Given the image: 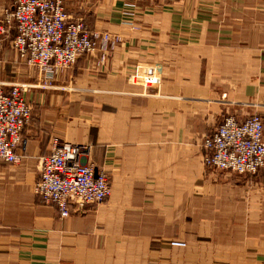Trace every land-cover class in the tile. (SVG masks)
Here are the masks:
<instances>
[{
	"label": "crops",
	"instance_id": "crops-1",
	"mask_svg": "<svg viewBox=\"0 0 264 264\" xmlns=\"http://www.w3.org/2000/svg\"><path fill=\"white\" fill-rule=\"evenodd\" d=\"M62 2L121 40L24 93L20 160L0 161V264H264V167L236 175L202 162L224 115L257 111L264 124V0ZM12 5L0 0V17ZM9 45L0 81L31 84L36 68ZM139 62L160 66L158 94L128 81ZM53 137L90 144L86 161L111 187L96 209L61 219L35 195Z\"/></svg>",
	"mask_w": 264,
	"mask_h": 264
},
{
	"label": "built area",
	"instance_id": "built-area-1",
	"mask_svg": "<svg viewBox=\"0 0 264 264\" xmlns=\"http://www.w3.org/2000/svg\"><path fill=\"white\" fill-rule=\"evenodd\" d=\"M5 39L10 40L11 48L23 62L36 68L33 87L45 88L59 70L73 66L81 55L97 47L105 49L115 44L119 36L90 31L82 20H72L62 0H13L0 17V45ZM158 69L152 64H138L128 80L143 89H158ZM31 87L0 81V161L4 163L16 164L20 160L17 148L21 131L31 116V105L24 93ZM203 148L208 166L238 174L256 173L264 165L260 116L253 114L244 120L225 117L205 138ZM89 151L86 145L60 142L53 137L48 152L39 158L34 193L43 203L53 205L60 217L68 216L72 206L79 213L100 204L110 193L107 175L83 163Z\"/></svg>",
	"mask_w": 264,
	"mask_h": 264
},
{
	"label": "rangeland",
	"instance_id": "rangeland-1",
	"mask_svg": "<svg viewBox=\"0 0 264 264\" xmlns=\"http://www.w3.org/2000/svg\"><path fill=\"white\" fill-rule=\"evenodd\" d=\"M101 33H107V32H101ZM110 34V33H109ZM112 35H117V34H112ZM119 36V35H118ZM6 40V39H5ZM4 40V41H5ZM120 36H119V40L117 41V42H120ZM4 41L1 43V45H0V48H2V45H3V43H4ZM110 44V43H109ZM111 46V45H110ZM9 48H10V45H9ZM97 49H99V47H97ZM84 55V54H83ZM82 56V55H81ZM78 60V59H77ZM77 62V61H76ZM76 62H75V64H76ZM74 64V65H75ZM138 64H142V65H150V64H152V63H149V62H139V63H137L134 67H133V70L135 69V67L138 65ZM73 65V66H74ZM152 65H154V66H156L157 68H159L157 71L159 72V75H160V84H159V88L158 89H154V88H146V89H143L142 87H139V86H137V87H139V88H141V91H140V94L141 95H149V94H158L159 92H160V90H161V84H162V70H161V68H160V66H158L157 64H152ZM133 70L128 74V76L133 72ZM36 73H35V76H34V78H33V82L31 83V84H22V85H27V86H29V85H36V83H35V78H36ZM128 76H127V79H128ZM129 81V80H128ZM53 82V81H52ZM52 82L50 83V86H47V87H45V88H42L41 86H39V88H40V90L42 89V90H47L48 88H50L51 87V85H52ZM130 82V81H129ZM132 85H134V84H132ZM134 86H136V85H134ZM31 89H27L26 91H25V93L27 92V91H30ZM29 103V102H28ZM30 104V103H29ZM31 105V104H30ZM32 113V106H31V111H30V114ZM253 114H257V115H259V113L257 112V111H254L252 114H250V115H248L247 117H249V116H251V115H253ZM228 116H233V117H235L236 119H238V120H244V119H239L238 117H236L234 114H227V115H224L223 117H222V119H221V121H220V123L216 126V128L213 130V132L212 133H210L209 135H207V136H205V138L206 137H208V136H210V135H212L214 132H215V130L218 128V126L222 123V121H223V119L225 118V117H228ZM260 116V115H259ZM246 117V118H247ZM245 118V119H246ZM260 118H261V116H260ZM261 120H262V118H261ZM262 123H263V120H262ZM263 135H264V124H263ZM60 142H64V141H62V140H60L58 137H56ZM205 138L203 139V142H202V149H203V153H202V162L204 163V148H203V144H204V140H205ZM52 139V138H51ZM51 139H50V141H51ZM68 143V142H67ZM72 144H76V143H72ZM49 145H50V142H49ZM82 145H86V146H88L89 148L91 147L90 146V144H82ZM44 155V154H43ZM89 155L90 154H87L84 158H83V163L84 164H92L98 171H103L106 175H107V173L103 170V169H99L96 165H94L93 163H89V162H87L86 161V159L89 157ZM204 165L206 166V167H208V168H212V169H214V170H218V169H216V168H214V167H211V166H208V165H206L205 163H204ZM264 167V165L260 168V169H262ZM260 169L256 172V173H251V174H249L248 173V175H254V174H257L259 171H260ZM218 171H221V170H218ZM230 172V171H229ZM231 173H233V172H231ZM234 174H236V175H247V174H238V173H234ZM38 175H39V173H38ZM107 179H108V182H109V186H110V180H109V176L107 175ZM38 180V179H37ZM36 183V182H35ZM35 186V185H34ZM110 192H111V187H110ZM36 195V194H35ZM109 195H110V193H109ZM109 195H108V197H109ZM37 196V195H36ZM107 197V198H108ZM106 198V199H107ZM105 199V200H106ZM104 200V201H105ZM103 201V202H104ZM42 202V201H41ZM102 202V203H103ZM102 203H100V204H96V205H92V206H89V207H87L86 208V210H84L83 212H79V213H76L74 210H73V206H72V212L71 213H69V215L70 214H72V213H74V214H83L84 212H87L88 210H91V209H96L97 207H99ZM44 204H46V203H44ZM50 205V204H49ZM51 206H53V205H51ZM54 207V206H53ZM54 209H55V211H56V214H57V217L58 218H67L68 216H66V217H60L59 215H58V212H57V210H56V208L54 207Z\"/></svg>",
	"mask_w": 264,
	"mask_h": 264
}]
</instances>
